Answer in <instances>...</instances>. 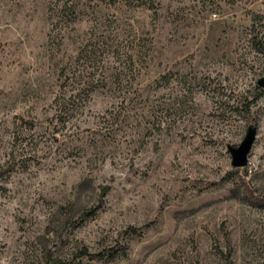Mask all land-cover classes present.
Instances as JSON below:
<instances>
[{"label":"rangeland","instance_id":"374dc122","mask_svg":"<svg viewBox=\"0 0 264 264\" xmlns=\"http://www.w3.org/2000/svg\"><path fill=\"white\" fill-rule=\"evenodd\" d=\"M257 41L264 0H0V264H264Z\"/></svg>","mask_w":264,"mask_h":264},{"label":"trees","instance_id":"16d2710c","mask_svg":"<svg viewBox=\"0 0 264 264\" xmlns=\"http://www.w3.org/2000/svg\"><path fill=\"white\" fill-rule=\"evenodd\" d=\"M115 2V0H110ZM150 8H154V3L150 5ZM257 49L264 55V41H257L256 43ZM67 67L61 68L60 77L64 78L62 83L60 84V91L55 96L54 101L59 104V109L65 115L73 112L75 108L81 106V97L80 91L83 90L81 87L72 88L71 93H68L67 86L69 85L68 77H67ZM87 84L83 85L82 88H86ZM78 100V101H76ZM109 189L108 186L104 187V190L107 191ZM70 216H73L77 212V204L71 203L65 207H62Z\"/></svg>","mask_w":264,"mask_h":264},{"label":"water","instance_id":"95a60500","mask_svg":"<svg viewBox=\"0 0 264 264\" xmlns=\"http://www.w3.org/2000/svg\"><path fill=\"white\" fill-rule=\"evenodd\" d=\"M252 139L245 141L239 149L235 150L234 163L237 166H244L247 163V156L251 148Z\"/></svg>","mask_w":264,"mask_h":264}]
</instances>
